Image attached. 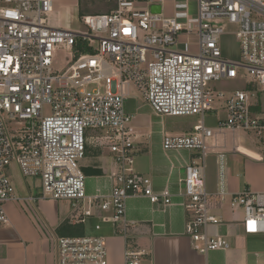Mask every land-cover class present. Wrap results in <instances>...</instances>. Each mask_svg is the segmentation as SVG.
<instances>
[{
	"label": "built area",
	"instance_id": "2783aa9c",
	"mask_svg": "<svg viewBox=\"0 0 264 264\" xmlns=\"http://www.w3.org/2000/svg\"><path fill=\"white\" fill-rule=\"evenodd\" d=\"M116 2L111 12L83 15L87 30H80L52 23L53 0H0V225L10 222L7 203L50 198L70 202L73 222H86L96 209L103 212L96 231L104 223L121 224L119 232L127 236L128 198L148 197L161 210L173 205L168 188L155 191L151 177L135 168L134 115L125 104L136 90L158 117L201 116L190 132L163 138L166 152L198 153L176 194L188 214L185 234L192 245L202 253L229 246L208 231L221 222L210 213L209 154L217 156L218 200L228 199L232 208L243 210L244 233H264V192L233 193L226 185L227 154L244 152L233 134L251 132L264 144V0H198L197 17L186 21L152 12L154 0ZM220 20L237 26L233 33L242 60L223 56L226 32L216 24ZM60 47L69 55L68 66L55 71ZM242 70L256 88L226 95L209 87ZM217 102L226 118L207 126L203 116ZM87 129L100 130L92 144L114 155L106 194L86 191L80 162L89 142ZM255 158L264 160V145ZM12 162L23 176L40 179L38 195L18 196L7 173ZM48 240L57 264H109L106 238L97 233L48 234ZM143 253L128 248L126 264H140Z\"/></svg>",
	"mask_w": 264,
	"mask_h": 264
},
{
	"label": "crops",
	"instance_id": "0c3cea01",
	"mask_svg": "<svg viewBox=\"0 0 264 264\" xmlns=\"http://www.w3.org/2000/svg\"><path fill=\"white\" fill-rule=\"evenodd\" d=\"M53 2L52 23L71 28L72 23L67 19L65 10H77L81 1ZM154 4L162 6L161 13L166 17H174L180 21L197 17L198 0H154ZM254 88L255 83L250 79L247 89ZM134 91H131L126 100L125 108L134 115L132 126L136 148L135 168L151 177L155 191L168 188L173 194V205L161 210L148 197L128 198L125 212L128 222L127 236L119 232L121 224H111V227L106 228L103 226L99 230L103 231L102 236L106 238L109 264H126L125 252L128 248L144 251L139 258L140 264H264V233H244L243 210L232 208L228 199L220 202L216 196L219 173L217 156L214 154L207 155L213 163L211 170L207 169L206 158V186L211 193L210 213L221 219V222L211 225L208 231L211 236L224 237L229 246L202 253L192 245L185 234L188 214L180 205L182 197L176 194L180 178L186 176L187 164L194 161L198 153L187 149L166 152L163 149V138L165 135L190 132L201 116L158 117L144 97L141 95L139 99ZM221 108L223 111H220ZM225 118L226 111L222 104L203 116L204 123L210 127L216 126ZM99 133L100 130L97 129L88 131L86 155L80 162L86 176V191L89 195L98 192L109 193L112 187L110 174L114 171V155L108 147L91 142V137ZM233 139L244 152L227 154L228 190L233 193L243 190L264 192V160L255 158L263 151V141L253 133L245 131L233 134ZM230 144L229 139L228 147ZM40 192L41 182L37 190L28 188V191L18 190L17 194L20 197H29ZM6 210L10 222L0 225V264H57V255L52 251L48 234L58 235L59 227L65 221L73 225L79 224L71 219V205L68 200L48 198L29 202L11 201L7 203ZM95 213L94 217L97 218L103 214L96 209ZM81 224L84 225V233H92L86 231V222ZM96 232L101 235V232Z\"/></svg>",
	"mask_w": 264,
	"mask_h": 264
},
{
	"label": "rangeland",
	"instance_id": "374dc122",
	"mask_svg": "<svg viewBox=\"0 0 264 264\" xmlns=\"http://www.w3.org/2000/svg\"><path fill=\"white\" fill-rule=\"evenodd\" d=\"M80 6L74 11L65 10L66 17L69 21H71V28L87 30V27L81 22V17L83 14H97V13H107L108 9L111 6H116L115 0H80ZM111 12V11H110ZM216 24L224 27L225 34L221 38L222 44V52L223 56L232 59V60H242V52L239 41L236 39V35L233 33L237 26L230 24L227 20L217 21ZM69 55L65 52L63 47H60L56 50L55 56L53 59V68L55 71H63L68 66ZM251 79V77L247 74L245 70H242L241 73L234 79H220L217 81H212L209 83V87L216 91H223L226 95H231L237 90H247V82ZM135 95L140 97L141 95L134 91ZM221 103H216L215 107L219 106ZM220 111H223L221 108ZM45 114H49L51 112L49 106H45L44 108ZM221 113V112H220ZM93 132V129H87V133ZM207 158V157H206ZM207 169L211 170L213 167V163L211 161V157L207 158ZM7 173L11 177V180L14 184L16 192L20 191H28V188L33 189L34 191L39 188L40 179L34 177H25L20 171L19 166L16 162H12L7 167ZM90 190V189H89ZM87 204H85V207ZM82 210V208H81ZM80 210V211H81ZM101 220L99 217H88L86 220V231L97 233L95 231V226ZM106 224V223H104ZM106 227H111V224L102 225ZM99 233L101 231H98ZM103 234V231L101 232Z\"/></svg>",
	"mask_w": 264,
	"mask_h": 264
},
{
	"label": "trees",
	"instance_id": "16d2710c",
	"mask_svg": "<svg viewBox=\"0 0 264 264\" xmlns=\"http://www.w3.org/2000/svg\"><path fill=\"white\" fill-rule=\"evenodd\" d=\"M116 8V6H111L108 11H112ZM85 15V14H83ZM82 15V16H83ZM59 236H79L84 235V225L79 223L78 225H73L69 221H65L62 223L61 227H59L58 233Z\"/></svg>",
	"mask_w": 264,
	"mask_h": 264
},
{
	"label": "water",
	"instance_id": "95a60500",
	"mask_svg": "<svg viewBox=\"0 0 264 264\" xmlns=\"http://www.w3.org/2000/svg\"><path fill=\"white\" fill-rule=\"evenodd\" d=\"M151 11L156 12V13H161L162 12V6L159 4H154L151 6Z\"/></svg>",
	"mask_w": 264,
	"mask_h": 264
}]
</instances>
